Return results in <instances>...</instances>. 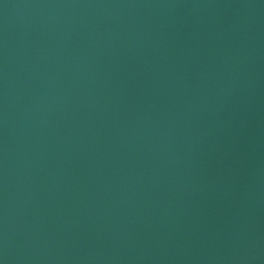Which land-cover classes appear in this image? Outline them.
Listing matches in <instances>:
<instances>
[{
	"label": "water",
	"instance_id": "1",
	"mask_svg": "<svg viewBox=\"0 0 264 264\" xmlns=\"http://www.w3.org/2000/svg\"><path fill=\"white\" fill-rule=\"evenodd\" d=\"M0 264H264V0H0Z\"/></svg>",
	"mask_w": 264,
	"mask_h": 264
}]
</instances>
